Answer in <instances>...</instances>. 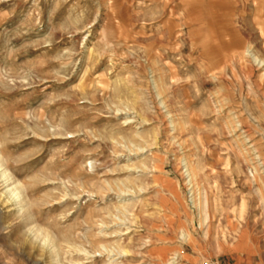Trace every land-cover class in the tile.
Here are the masks:
<instances>
[{"label": "rangeland", "instance_id": "374dc122", "mask_svg": "<svg viewBox=\"0 0 264 264\" xmlns=\"http://www.w3.org/2000/svg\"><path fill=\"white\" fill-rule=\"evenodd\" d=\"M0 162V264H264V0H0Z\"/></svg>", "mask_w": 264, "mask_h": 264}, {"label": "bare ground", "instance_id": "6f19581e", "mask_svg": "<svg viewBox=\"0 0 264 264\" xmlns=\"http://www.w3.org/2000/svg\"><path fill=\"white\" fill-rule=\"evenodd\" d=\"M1 166H2V163L0 162V167ZM1 175L6 176V178H9L10 177V174H9V172H8L7 169H2ZM262 192L264 193L263 190H262ZM20 193H21V190L18 189V186H16V188L12 190V196L13 197H15V196L19 197L20 196ZM199 195L201 196L200 202L196 205V207L198 209V213H199V220H200L199 222H200V225L201 226H206L207 225V221H208L209 216H210L209 215V212L207 211V205H208V203H207V197L205 196V193L203 191H200L199 192ZM194 199H195V197H194Z\"/></svg>", "mask_w": 264, "mask_h": 264}, {"label": "built area", "instance_id": "2783aa9c", "mask_svg": "<svg viewBox=\"0 0 264 264\" xmlns=\"http://www.w3.org/2000/svg\"><path fill=\"white\" fill-rule=\"evenodd\" d=\"M184 172H186V170L184 169ZM186 175V173H185ZM188 179H187V183L189 184V192H188V200L190 201V204H192V207H194V203H195V200H194V191H193V185L191 183H189V176H187ZM201 264H220L218 263L216 260H209V259H206V260H203Z\"/></svg>", "mask_w": 264, "mask_h": 264}]
</instances>
